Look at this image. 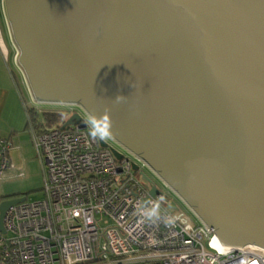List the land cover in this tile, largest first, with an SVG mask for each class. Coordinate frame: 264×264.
<instances>
[{
  "label": "water",
  "instance_id": "water-1",
  "mask_svg": "<svg viewBox=\"0 0 264 264\" xmlns=\"http://www.w3.org/2000/svg\"><path fill=\"white\" fill-rule=\"evenodd\" d=\"M3 2L37 103L110 107L111 138L222 245L264 250V0ZM80 121L74 113L60 127ZM25 200L0 201L1 232L5 211Z\"/></svg>",
  "mask_w": 264,
  "mask_h": 264
},
{
  "label": "built area",
  "instance_id": "built-area-1",
  "mask_svg": "<svg viewBox=\"0 0 264 264\" xmlns=\"http://www.w3.org/2000/svg\"><path fill=\"white\" fill-rule=\"evenodd\" d=\"M13 45L14 65L37 103L19 67L14 41ZM23 105L27 107L24 101ZM68 108L55 112L79 114L83 127L29 129L44 173L42 197L5 211L0 264H236L237 259L264 264L256 252L222 245L143 159L112 138L119 149L92 140L84 122L87 112L79 105ZM11 148L10 138L0 136V181L14 170ZM141 173L153 181L158 193L150 195Z\"/></svg>",
  "mask_w": 264,
  "mask_h": 264
},
{
  "label": "crops",
  "instance_id": "crops-1",
  "mask_svg": "<svg viewBox=\"0 0 264 264\" xmlns=\"http://www.w3.org/2000/svg\"><path fill=\"white\" fill-rule=\"evenodd\" d=\"M4 36H6L13 52V38L5 15L4 2L0 0V136L10 138L12 143V148L9 150V159L14 165V170L8 171L6 175L14 178L15 174L19 175L20 167L18 164L22 160L26 161V156L29 154L28 150L31 147L30 143L33 145V141L30 132L25 126L23 127L26 112L24 113L25 110H23L18 99L13 76L7 64L9 53L5 45ZM11 64L13 65L12 59ZM19 76L22 80L20 73Z\"/></svg>",
  "mask_w": 264,
  "mask_h": 264
},
{
  "label": "rangeland",
  "instance_id": "rangeland-1",
  "mask_svg": "<svg viewBox=\"0 0 264 264\" xmlns=\"http://www.w3.org/2000/svg\"><path fill=\"white\" fill-rule=\"evenodd\" d=\"M4 37H5V45L9 53L7 64L9 66L10 72L12 73L14 84H15L14 86L17 89L18 99L20 101V104L23 110H25L23 101L24 103L27 104V106L34 107L40 110L41 112L42 111L68 110L69 109L68 106H60V105H53V104H40V103H34L32 101V99L29 97L26 91V88L24 87L22 80L19 76L20 71L14 65L15 63L13 59H14V54H15V48L13 47L14 50L12 52V49L10 48L8 44V40L6 36ZM11 54H12V57H11ZM11 59H12L15 69L13 68V65L11 64ZM21 72L24 74L22 69H21ZM25 112L26 110L24 111V113ZM41 119H42L41 116H39V121H41ZM26 124H27V118H26V113H25V120L23 122V127L26 126ZM107 142L113 147L119 149L116 146V144L113 143L111 140H107ZM30 146H31L30 150H28L29 154L28 156H26L27 157L26 161L22 160V162L18 164V166L20 167L19 173H22V174L16 175L14 178L10 177V175H6L5 178H3L0 181V196H9V195L16 194V193H24L26 195L27 200H37L42 197V186H43V180H44V173H43L42 165L36 154V150L34 146L31 145V143H30ZM143 171H145L152 179L156 181V179L150 172H148L146 169H144ZM174 200L181 210L183 211L187 210L181 201H179L176 198Z\"/></svg>",
  "mask_w": 264,
  "mask_h": 264
},
{
  "label": "clouds",
  "instance_id": "clouds-1",
  "mask_svg": "<svg viewBox=\"0 0 264 264\" xmlns=\"http://www.w3.org/2000/svg\"><path fill=\"white\" fill-rule=\"evenodd\" d=\"M127 97L117 95L114 101L116 103H124ZM84 122L88 127V135L92 140L107 141L113 136V120L111 116V109L105 106L102 112H89L84 118Z\"/></svg>",
  "mask_w": 264,
  "mask_h": 264
},
{
  "label": "trees",
  "instance_id": "trees-1",
  "mask_svg": "<svg viewBox=\"0 0 264 264\" xmlns=\"http://www.w3.org/2000/svg\"><path fill=\"white\" fill-rule=\"evenodd\" d=\"M27 114V124L26 129L34 128L36 131H43L53 126H61L68 116L64 113L55 111H36L34 107L27 106L25 108ZM39 116H41V121H39ZM20 193L12 194L9 196H0V201L4 198L12 196H20Z\"/></svg>",
  "mask_w": 264,
  "mask_h": 264
},
{
  "label": "flooded vegetation",
  "instance_id": "flooded-vegetation-1",
  "mask_svg": "<svg viewBox=\"0 0 264 264\" xmlns=\"http://www.w3.org/2000/svg\"><path fill=\"white\" fill-rule=\"evenodd\" d=\"M258 251H259V252H257V254H259V256H261V257H262V259H263V262H264V250H262V249H259Z\"/></svg>",
  "mask_w": 264,
  "mask_h": 264
},
{
  "label": "bare ground",
  "instance_id": "bare-ground-1",
  "mask_svg": "<svg viewBox=\"0 0 264 264\" xmlns=\"http://www.w3.org/2000/svg\"><path fill=\"white\" fill-rule=\"evenodd\" d=\"M236 264H245V261L243 260V262L241 261V259H237L235 261Z\"/></svg>",
  "mask_w": 264,
  "mask_h": 264
}]
</instances>
